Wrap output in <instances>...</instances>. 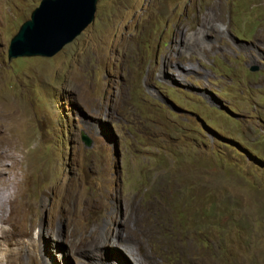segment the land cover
Returning <instances> with one entry per match:
<instances>
[{
	"label": "rangeland",
	"instance_id": "rangeland-1",
	"mask_svg": "<svg viewBox=\"0 0 264 264\" xmlns=\"http://www.w3.org/2000/svg\"><path fill=\"white\" fill-rule=\"evenodd\" d=\"M41 1L0 0L27 158L0 263L264 264V0H100L54 57L9 60Z\"/></svg>",
	"mask_w": 264,
	"mask_h": 264
},
{
	"label": "water",
	"instance_id": "water-1",
	"mask_svg": "<svg viewBox=\"0 0 264 264\" xmlns=\"http://www.w3.org/2000/svg\"><path fill=\"white\" fill-rule=\"evenodd\" d=\"M99 1L42 0L39 7L32 12L30 20L25 22L18 34L12 38L8 51L9 60L19 57H54L94 23ZM259 70V65L251 69L252 72ZM228 113L240 119L238 114L231 111ZM199 121L204 124L202 120ZM219 139L239 147L232 139ZM81 141L86 148H92L91 139L83 132Z\"/></svg>",
	"mask_w": 264,
	"mask_h": 264
},
{
	"label": "bare ground",
	"instance_id": "bare-ground-1",
	"mask_svg": "<svg viewBox=\"0 0 264 264\" xmlns=\"http://www.w3.org/2000/svg\"><path fill=\"white\" fill-rule=\"evenodd\" d=\"M23 119V115L19 116L20 122ZM5 129V121L0 119V230L7 222L6 211L8 208L15 211L16 214L19 213L22 175L17 171V168L22 167L23 170L25 164L22 165V163L27 162L26 152L17 141L16 133L12 134L10 128ZM26 171H24V174L27 173Z\"/></svg>",
	"mask_w": 264,
	"mask_h": 264
},
{
	"label": "flooded vegetation",
	"instance_id": "flooded-vegetation-1",
	"mask_svg": "<svg viewBox=\"0 0 264 264\" xmlns=\"http://www.w3.org/2000/svg\"><path fill=\"white\" fill-rule=\"evenodd\" d=\"M260 57H261V63L258 64V62H257L256 64L259 65L260 66V70H262L264 68V51H261V56Z\"/></svg>",
	"mask_w": 264,
	"mask_h": 264
}]
</instances>
